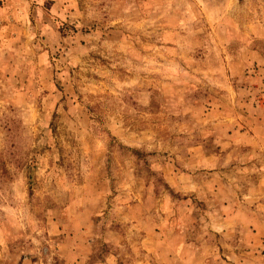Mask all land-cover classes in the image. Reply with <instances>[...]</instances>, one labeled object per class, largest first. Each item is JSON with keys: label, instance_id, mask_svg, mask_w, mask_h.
<instances>
[{"label": "rangeland", "instance_id": "374dc122", "mask_svg": "<svg viewBox=\"0 0 264 264\" xmlns=\"http://www.w3.org/2000/svg\"><path fill=\"white\" fill-rule=\"evenodd\" d=\"M0 264H264V0H0Z\"/></svg>", "mask_w": 264, "mask_h": 264}]
</instances>
